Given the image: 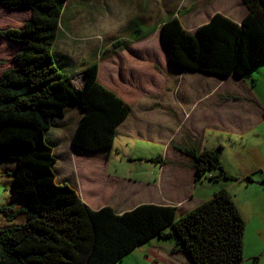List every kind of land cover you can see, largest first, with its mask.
<instances>
[{
	"label": "trees",
	"instance_id": "1",
	"mask_svg": "<svg viewBox=\"0 0 264 264\" xmlns=\"http://www.w3.org/2000/svg\"><path fill=\"white\" fill-rule=\"evenodd\" d=\"M67 1L0 0L6 8L31 11L20 28L0 29V37L19 45L13 65L0 75V161L14 162L7 170L12 190L27 199L19 211L0 206L9 220L18 212L25 215L21 223L0 227V264H116L153 236L174 238L193 264H241L245 219L226 188L177 216L172 204L141 203L122 212L109 205L94 209L74 187L56 180L57 155L47 132L63 126L69 102L80 110L71 145L81 156L103 160L111 155L118 127L131 110L99 81L97 59L83 63L81 87H70L67 80L73 76L55 63L53 50ZM241 1L247 12L240 21L215 12L189 30L177 15L164 19L161 32L170 64L241 77L263 63L264 0ZM141 20L131 21L130 38L113 41L108 55L155 30L142 27ZM184 152L192 159L195 180L207 173L214 182L239 179L223 167L222 146H192ZM241 179L254 180L251 174Z\"/></svg>",
	"mask_w": 264,
	"mask_h": 264
},
{
	"label": "rangeland",
	"instance_id": "2",
	"mask_svg": "<svg viewBox=\"0 0 264 264\" xmlns=\"http://www.w3.org/2000/svg\"><path fill=\"white\" fill-rule=\"evenodd\" d=\"M15 10L0 5V28L21 27L31 17L29 11ZM215 12L240 21L247 9L241 0L67 1L53 50L55 63L65 75L74 77L82 72L83 63L97 59L100 64L99 80L127 101L131 110L120 125L111 155L103 160L72 154L69 136L78 110L69 102L62 120L67 122L66 127H52L48 132L58 146L57 180L63 178L62 182L75 186L68 178L73 173L83 188L90 192L94 206L107 202L117 212L141 203L160 204L162 197L149 191L147 186L158 183L162 165H186L191 157L184 150L192 146L217 149L223 145L222 156L227 164L231 165L239 158L246 166L245 171L251 170L254 180H262L264 121L254 122L242 134V140L236 143L229 141L227 134L213 130L207 124L212 113L221 114L226 109L236 112L240 106H245L243 112L255 115V104L248 94L251 89L262 90L264 62L238 79L234 75L223 79L200 71L169 66L160 43L162 21L170 14L177 15L185 28L194 30ZM140 19L142 27H155V30L148 37L133 40L126 48H117L108 55L113 41L130 38L131 21ZM13 54L14 48L0 40V75L13 64ZM126 57L132 67L126 66L127 70L122 69L118 74L113 69L112 61L123 65ZM254 80L258 81L257 86H254ZM67 83L70 87L80 85L76 78L73 81L69 78ZM178 125L179 129L176 130ZM100 160L105 162L104 167L98 164ZM13 165L11 160L0 161V206L9 204L12 211H19L27 204V199L12 190L13 177L7 174V170ZM106 175L111 181L107 180ZM204 179L208 187L210 184L207 183L214 182ZM241 183L238 197L264 202L262 185ZM198 184L201 189V184ZM260 215L264 218V209H261ZM24 220L22 212L9 220L0 209V227ZM137 259L147 264L138 252H132L123 263L118 264H131Z\"/></svg>",
	"mask_w": 264,
	"mask_h": 264
},
{
	"label": "crops",
	"instance_id": "3",
	"mask_svg": "<svg viewBox=\"0 0 264 264\" xmlns=\"http://www.w3.org/2000/svg\"><path fill=\"white\" fill-rule=\"evenodd\" d=\"M18 11L31 12L29 9L15 10V12H18ZM29 18L27 20H29ZM0 27L2 26L0 25ZM0 29H3V28H0ZM0 40H3L7 44L11 45L14 48V53L19 49V45L15 43H11L5 38L0 37ZM134 41H137V40H134ZM160 43H161L162 49L164 50L166 58L168 60V65L170 66L171 61H170L169 48L168 46L165 47L163 45V43L161 42V39H160ZM126 60L127 61L123 65H120V63L116 64L114 60L112 61L113 69L115 70V72H117L118 74H121V70L126 69V66L130 68L132 67V64L129 63L128 61V57H126ZM99 74H100V64H99L98 76ZM234 77L238 79L239 76L234 75ZM75 78H76L77 83L80 82V85H75V86H81L83 83V77L81 75V72L77 74L76 76L72 77V81ZM221 78L224 79V77H221ZM257 82L258 81L254 82L255 83L254 86H257L256 85ZM248 95L251 98V100L254 101L255 115H252V113L250 114V113L243 112L242 109L245 106H240L239 110L236 112H231L228 109H226L225 111H229V112L222 111L221 114L212 113V117L208 121L207 125L213 130L220 131V133L222 134H227L228 135L227 139L229 141H232L233 143H236L237 140H242L243 138L242 134L248 131L249 127H251L254 124V122H256L257 120L264 121V85L262 86V90L260 92L254 91V89H251ZM77 110H78V112H76L77 119L75 120L74 126L71 129V133L69 136L70 139H71V134L73 132V129L80 117V110L79 109ZM123 122L121 124H123ZM62 124H63V127H66L67 122L63 121ZM120 125L118 127V133L120 132ZM51 129L52 127L49 129L48 132H50ZM178 129H179V125L176 127V130ZM53 134L56 135L55 133ZM47 136L50 138L51 142L54 143V152L58 158V153H57L58 146H57V143L55 142V138L53 136H49V134H47ZM70 148H71L72 154L81 156L79 155L78 152L73 150L72 147ZM196 148L198 147L196 146ZM205 148L213 149V148H209L208 146H203L202 148H198V149L202 150ZM224 149H225V146L223 145L222 152H221L222 165L230 175L239 177V179L237 178V179H230V180H223V181L220 180L219 182L207 183V184H210L208 187L206 186V183L202 179L195 180V171L192 166V159H190V161L186 165H183L182 167L162 165L160 169L161 175L159 176L158 183L154 185H148L147 189L154 193H158L162 197L163 202L160 204L175 205L177 207V211H179L181 215L191 210L192 208L196 207L197 205L202 203L204 200H207L210 197H212L214 192H216L220 188H226L233 195V200L235 204L238 206L243 218L245 219V232H244V243H243L244 260L241 262V264H264V218L260 215L261 209H264V202L253 200L252 198H245L244 196L238 197L240 190L242 189L241 182H243V180L241 178L249 174H251L253 177V174L251 170L245 171L246 166L245 165L243 166V163L240 161L239 158L235 159V161H233L231 165L227 164V162L223 159V156H222ZM98 164L100 165V167H104L102 165H105V162L100 160L98 161ZM240 165L242 167H240ZM58 169L59 168H57V161H56L55 163L56 180H57L56 170L58 171ZM209 175L210 173L205 174L204 178L206 180L212 181L208 179ZM68 178L71 179L72 183L76 186V187L75 186H72V187H74L79 192L82 199L83 200L85 199L89 204L85 200L84 201L92 208L97 209L105 205L111 206L110 204H107V202H103L102 204L98 206H94L91 203L90 192L83 188L82 183H79L76 180V177L74 176V174L70 173L68 175ZM106 178L108 181H111V179L108 176ZM262 178H264L263 175H262ZM57 181L62 182L64 181V179L61 178V180H57ZM198 182L202 186L200 187L201 189H199L198 187L199 186ZM111 207L115 210L113 206ZM132 252H138L140 254V257L144 258L147 261V264H193L189 255H187L185 251L177 247L176 240L174 238H168V237L164 238L160 236H153L149 240L138 245L134 250L129 252L121 262H118V263H123L126 257ZM131 264H145V263L137 259Z\"/></svg>",
	"mask_w": 264,
	"mask_h": 264
},
{
	"label": "water",
	"instance_id": "4",
	"mask_svg": "<svg viewBox=\"0 0 264 264\" xmlns=\"http://www.w3.org/2000/svg\"><path fill=\"white\" fill-rule=\"evenodd\" d=\"M160 39H161V42L163 43V45L166 47L167 44H166V42H165V40H164V38H163L162 32H161V35H160ZM81 75H82L83 80H84V75H85V74L82 72ZM249 77H250V75L247 76V78H249ZM76 87H81V86H76ZM71 147L73 148V150L76 151V149L74 148V146L71 145ZM76 152H77V151H76ZM253 182H254V183H257V184H260V185H262V186L264 187V180H253Z\"/></svg>",
	"mask_w": 264,
	"mask_h": 264
},
{
	"label": "built area",
	"instance_id": "5",
	"mask_svg": "<svg viewBox=\"0 0 264 264\" xmlns=\"http://www.w3.org/2000/svg\"><path fill=\"white\" fill-rule=\"evenodd\" d=\"M262 175H263V177H264V171L262 172Z\"/></svg>",
	"mask_w": 264,
	"mask_h": 264
}]
</instances>
